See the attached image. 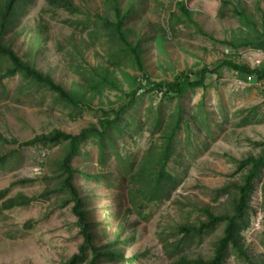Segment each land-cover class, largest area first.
<instances>
[{
	"label": "rangeland",
	"instance_id": "1",
	"mask_svg": "<svg viewBox=\"0 0 264 264\" xmlns=\"http://www.w3.org/2000/svg\"><path fill=\"white\" fill-rule=\"evenodd\" d=\"M103 1L75 0V4L84 13L111 15ZM27 2L6 37L24 61L66 90H86V80L94 74L90 69H108L119 90L105 87L100 95L87 90L90 102L76 109L59 104L55 94L41 87L28 88L20 75L0 84V137L6 140L0 142V157L6 160V168H0V192L8 191L0 205L19 194L31 199L28 206L0 210V264H65L78 253L83 237L73 204L63 207L64 196L52 191L67 142L26 144L56 131L75 137L91 127L107 129L103 152L94 139L84 142L72 166L90 177L76 175L74 182L88 199L90 219L99 233L97 244L108 246L118 234L123 239L133 237L126 244L124 262L112 264H173L168 245L176 227L205 221L203 208L214 214L231 213L234 191L228 194L221 189L242 185L250 167L241 168L240 163L264 155V83L253 79L240 87L238 74L221 68L225 59L252 65L260 51L228 46L244 29L233 11L241 5L261 21L264 0H136V13L126 29L129 39L140 44L145 73L133 60L119 57L120 66H115L107 49L122 44L113 38L103 41L108 33L100 22L92 20V26L77 28L85 21L83 15L52 14L46 0ZM177 3L184 4L190 20L182 16ZM132 6L133 0L121 1L122 8ZM7 65L0 59L1 69ZM205 69L209 73L204 86L189 88L181 97L141 90L143 76L152 83H171L184 74L194 83ZM178 116L180 129L169 140ZM166 142L172 148L166 171L176 178V188L168 199L144 209L146 219L135 216L128 212L129 193L134 191L131 178L148 158L159 156ZM254 186L248 203L249 227L243 235L250 252L260 259L264 168ZM135 221L139 225L132 229ZM222 230L223 226L193 244L189 256L211 254ZM134 256L139 257L137 262H126ZM227 264L244 263L233 255Z\"/></svg>",
	"mask_w": 264,
	"mask_h": 264
},
{
	"label": "trees",
	"instance_id": "2",
	"mask_svg": "<svg viewBox=\"0 0 264 264\" xmlns=\"http://www.w3.org/2000/svg\"><path fill=\"white\" fill-rule=\"evenodd\" d=\"M46 3L49 8L48 11L52 14L65 11L75 16L83 15L85 21L77 23V28L82 27L85 29L87 28V23L92 26V20L100 22L103 30L108 33L107 36L103 37V41L113 38L116 44H118L117 42L122 44L117 49H107L108 58L111 60L115 59L116 64L113 62L115 66H120L116 60L119 57L129 61L133 60L138 69L142 73H145L140 44H135L129 39L130 31L126 29L128 22L136 13V0H133V6L130 8H122L119 0H106L103 4L110 7L112 14L104 17L100 16L97 12H82L80 6L75 4V0H46ZM27 5V0H0V59L8 61L6 68H0V84L4 79L20 75L27 83L26 86L28 88L41 87L55 94L59 104L76 109L85 107L90 102L86 97L87 90L93 95H100L105 87L119 90L117 80L108 69H90V74H94L86 80L89 84L86 90H83V87H81L82 90L80 91L75 89L66 90L57 84L50 75L44 74L37 69L32 62L24 61L14 51L12 45L6 41V37L8 32L13 29L17 19L25 12ZM177 6L182 11V16L190 20L191 14L185 8L184 4L177 3ZM48 11H43V13L46 14ZM233 15L235 18H238L241 26L246 30H240L242 36L235 37V40L231 41L228 46L234 50L244 48L251 49L252 51H264V11L262 12L261 21L241 5L234 9ZM9 26L12 27L9 29ZM42 27L43 25L40 24L39 28L41 29ZM95 28H97V25H95ZM95 32L92 34L93 36L96 34ZM122 50L126 53H119ZM127 57L131 58L126 59ZM222 67L230 68L231 71L238 74L239 79L245 82L248 81V78H253L254 81L264 83V68L252 70L246 64H236L228 59L223 60ZM208 73L209 71L206 69L203 70L198 80L194 83L184 74L177 76L171 83H152L147 76H143L141 81L145 85L141 87V90L147 91L148 93L156 91L161 93L165 98L168 96L181 97L189 88H202L204 86L205 76ZM127 108L128 106L123 108L121 112H125ZM117 117L116 120H119V113H117ZM157 122L160 123V119H157ZM178 129H180L179 116L172 126V131L168 135L169 140H171V137H173L175 131ZM106 133V127L100 130L91 127L83 130L80 135L75 137L56 131L49 135L37 137L26 144L48 146L67 142L66 154L59 161L60 174L58 175V183L56 189L52 191L61 197L64 196L62 198L63 207L73 204L72 211L75 217H77V224L80 234L83 237V243L78 253L73 255L65 264H112L114 260L124 262L126 244L127 242L134 241L133 237L122 239L121 235L118 234L115 236V239H110L108 246H99L97 244V236L99 233L96 230V225L90 219L88 199L81 195L80 189L74 182L76 175H84L86 179L90 178L89 175L72 166V159L79 155L81 144L94 139V142L101 146L100 152H103L104 147L102 146ZM0 142L6 143V140L0 137ZM171 155L172 148L169 142H166L159 156L148 158L145 164L132 176L131 183L134 186V191L129 193V202L132 208L128 212L146 219V217H143L144 209L156 202L169 198V194L177 185L176 178L170 172L166 171ZM5 162V157H0V168H6L4 166ZM240 167H250L243 184H231L233 185L230 186L231 188L225 187L221 189L223 193H228L230 189L234 191L231 213L214 214L209 209L203 208L200 211H202V214H205V221L200 219L197 223H186L177 226L173 234L174 241L168 245L169 250L172 252L171 258H174L173 264H227L228 259L233 255L244 264H264V256L262 255L260 259L254 256L250 252L249 247H247L248 245L243 235L249 227L247 218L249 210L248 203L255 187L254 182L264 168V155L259 159H246L240 163ZM7 192H0V201L5 198ZM47 193H50V190ZM30 202L31 199L19 194L13 198L5 199L0 205V210L28 206ZM138 225L139 223L137 221L133 222L131 224L132 229H137ZM221 226H223L222 236L214 243L211 254L204 256L198 255L191 258L188 254L191 246L202 242L205 236L215 234ZM99 227H101V223ZM117 250L121 251L120 255ZM134 260L137 262L139 257L134 256L126 262L131 263Z\"/></svg>",
	"mask_w": 264,
	"mask_h": 264
},
{
	"label": "built area",
	"instance_id": "3",
	"mask_svg": "<svg viewBox=\"0 0 264 264\" xmlns=\"http://www.w3.org/2000/svg\"><path fill=\"white\" fill-rule=\"evenodd\" d=\"M227 54H229V51H226ZM252 70L255 69H260V68H264V51L259 52L255 58V60L253 61L252 65H248ZM253 80V78H248V81L245 82L243 80H239V84L238 86L243 87L244 85L248 84L249 82H251Z\"/></svg>",
	"mask_w": 264,
	"mask_h": 264
},
{
	"label": "clouds",
	"instance_id": "4",
	"mask_svg": "<svg viewBox=\"0 0 264 264\" xmlns=\"http://www.w3.org/2000/svg\"><path fill=\"white\" fill-rule=\"evenodd\" d=\"M105 1H106V0H104L103 3H104ZM119 1L121 2L122 0H119ZM121 237H122V236H121ZM122 239H123V238H122Z\"/></svg>",
	"mask_w": 264,
	"mask_h": 264
}]
</instances>
